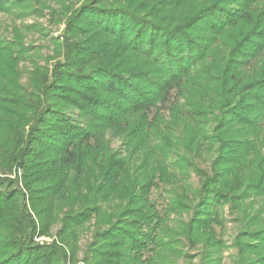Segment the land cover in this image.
<instances>
[{
  "label": "trees",
  "instance_id": "16d2710c",
  "mask_svg": "<svg viewBox=\"0 0 264 264\" xmlns=\"http://www.w3.org/2000/svg\"><path fill=\"white\" fill-rule=\"evenodd\" d=\"M32 1L0 0V14ZM79 3L50 10L61 60L30 72L31 92L26 49L0 37V174L26 191L0 177V264H66L32 242L55 221L73 241L104 227L84 264H175L182 240L219 264L226 206L246 220L237 264H264V0Z\"/></svg>",
  "mask_w": 264,
  "mask_h": 264
},
{
  "label": "rangeland",
  "instance_id": "374dc122",
  "mask_svg": "<svg viewBox=\"0 0 264 264\" xmlns=\"http://www.w3.org/2000/svg\"><path fill=\"white\" fill-rule=\"evenodd\" d=\"M79 0H42V3L31 2L27 12H21L20 9H15L12 14H0V37L7 42H20L26 49V55L19 60L18 71L20 79L18 80L22 90L31 92L30 89V72L35 67L40 69L51 70L56 62L61 60V55L56 51V42H61L64 31V25L57 21L54 14L50 12H60L62 5L67 8H77ZM109 140V147L112 152H120L123 154V146L121 140L117 138L107 137ZM201 168H205L203 161ZM2 180H5V185L1 188L3 191H21L26 194L22 186L20 172L13 169L10 173L1 175ZM196 183V178L191 175L190 179ZM152 198L158 202L159 205L164 204L167 196L164 190L153 191ZM28 212L35 219L34 212L28 206ZM191 213V211H190ZM190 213H184L180 219L186 221L189 219ZM246 220L242 218L239 212L230 209L226 206L224 208V229L221 231L222 242L224 248L220 251L219 264H237V250L233 244L235 237L239 231L244 227ZM61 228L59 222L50 223L47 228L42 231L39 228L32 242L39 245L56 244L62 246L67 254L66 264H84V259L87 258L88 247L92 240V236L96 231L103 228H97L94 221L85 226L76 240H70L66 237L59 238L58 232ZM43 233H42V232ZM217 232L219 230L217 229ZM180 249L189 258L182 257L176 260L175 264H205V258L202 257L201 247L192 248L187 241L182 240Z\"/></svg>",
  "mask_w": 264,
  "mask_h": 264
}]
</instances>
